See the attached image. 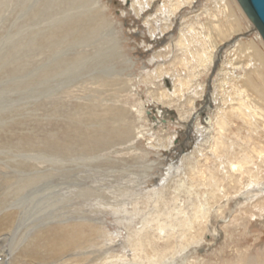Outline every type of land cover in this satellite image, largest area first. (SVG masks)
<instances>
[{
    "label": "rangeland",
    "instance_id": "obj_1",
    "mask_svg": "<svg viewBox=\"0 0 264 264\" xmlns=\"http://www.w3.org/2000/svg\"><path fill=\"white\" fill-rule=\"evenodd\" d=\"M100 1L108 22L98 25L99 31L119 28L121 56L107 65L91 55L109 43V33L89 37L65 29L66 24H75V30L85 26L76 11L92 9L93 1L0 0V264H103L108 259L117 264H264V81L241 56L251 40L264 51L259 32L241 9L236 31L227 25L226 13L219 15L224 33L211 30L210 13L203 9L219 13L218 0H197L190 9L177 5L179 0H155L140 18L131 1ZM161 3L175 13L164 36L154 40L147 20L164 18ZM179 28L188 37L207 39L204 46L212 54L207 68L196 67L194 46L180 54ZM170 35L173 40L165 41ZM86 37L96 47L79 52ZM161 74L181 84L175 95L159 81ZM223 84L228 96L220 103ZM224 113L222 130L218 121ZM230 161L242 162L232 177L223 173ZM29 175L38 178L30 181ZM183 180L192 192L182 189L176 196ZM73 186L92 192L69 202L57 195ZM155 192L164 193L161 200ZM69 203L86 214L68 213ZM204 203L210 214L193 222L192 235L183 221L178 223L177 211ZM155 210L169 211L160 219L174 231L154 238V226H147L139 245L128 222L138 227ZM86 215L98 220L79 222Z\"/></svg>",
    "mask_w": 264,
    "mask_h": 264
},
{
    "label": "bare ground",
    "instance_id": "obj_2",
    "mask_svg": "<svg viewBox=\"0 0 264 264\" xmlns=\"http://www.w3.org/2000/svg\"><path fill=\"white\" fill-rule=\"evenodd\" d=\"M72 1V0H71ZM88 1H90V0H88ZM93 1V3L94 4H92L93 5V8L92 9H90V10H88V11H76V15L77 16H79V18H81V21H82V17H83V25H84V23H85V26H81L80 25V29L78 30H75V29H72L71 27H73L74 25L73 24H66V26H65V29L70 33V35L72 34V32L73 31H75V32H78V34H80L79 32H81V34L82 33H86L85 34V36H89V35H91V34H93V33H96V34H100V33H103V35H105L104 33H109L111 36H112V38L109 40V43L108 44H105V43H103L102 45H103V47H100L99 48V50L97 51V52H95L93 55H91V57L93 58V60L95 61V60H97V62L98 63H100V64H103V65H107V63L106 62H109L108 60H111L112 61V58H114V57H117V56H121L119 53H118V51L121 49L120 48V46H119V43H118V40L120 39L119 38V36H118V34H119V28H118V26H117V24H116V27L114 26V28H110V30L109 31H106V30H104L103 31V29H102V31H99V26L98 25H100V27L103 25V23L105 22V21H107V19L104 17V12L105 11H103L102 9V3H101V1L100 0H91V2ZM124 2L125 1H128L127 3H129V1H131L130 2V7H131V11L133 12V14L134 15H136V17H142L143 16V14L149 9V7H151L152 6V4H154V2H156L155 0H123ZM194 1H197V0H179V2L177 3V5H184V6H188L189 7V9L192 7V4L194 3ZM234 1V0H233ZM232 1V2H233ZM236 1V2H235ZM234 2L235 3H231L229 0H218V4L216 5L217 6V10L219 11V13L216 11L215 13L212 11H210V10H208L207 8H204L203 9V12H204V14H206L207 16H209V14L208 13H210V21L211 22H208V25H210V24H213V25H211L210 26V28H211V30H213V31H216L217 33H218V31H221V33L223 32L224 33V31H223V29L224 28H222V27H225L224 25H222L221 26V22H220V16L219 15H221V14H223V13H226L227 15H228V17H229V19H226V21H227V25L229 24L230 25V27H233L232 28V30L233 31H236L240 26V21L238 20V18L236 17V10H240V11H242L243 12V10H242V8H241V6H240V4H239V2L237 1V0H235ZM74 2H75V0H74ZM76 2H78V1H76ZM75 2V3H76ZM213 2H215V1H213ZM162 3H164V2H162ZM161 3V7H160V9L162 8V12L164 13L165 12V16H164V18L163 19H160V18H154V19H152V21L151 20H147V23H148V31H149V34H150V38L151 39H156V40H158L159 38H161V35H163V33L166 31V30H168L169 29V27H170V21L172 20H170L169 19V17L171 16V14L172 15H174V10L172 11H168V10H163V7H164V4H162ZM170 4V3H169ZM234 5L235 6V8L232 6V5ZM236 4V5H235ZM238 4V5H237ZM129 5V4H128ZM215 5V4H214ZM74 6V5H73ZM204 6H205V4H204ZM128 7V6H127ZM170 7V6H169ZM182 7V6H181ZM211 8V7H210ZM79 9V8H78ZM187 9V8H186ZM193 9V8H192ZM212 9V8H211ZM188 10V9H187ZM215 10V9H214ZM162 12H161V14H162ZM125 13V12H124ZM177 13V12H176ZM243 14L245 15V13L243 12ZM69 15V14H68ZM183 15V14H182ZM226 15V16H227ZM70 16H72V15H70ZM246 16V15H245ZM95 17V18H94ZM150 17V16H149ZM225 17V16H224ZM223 17V18H224ZM234 17V18H233ZM95 19V21L94 22H96L95 23V28H91V27H89V22L90 21H92V23H93V20L92 19ZM171 18V17H170ZM117 19V18H116ZM119 20V19H118ZM77 21V20H76ZM79 21V23H77L78 25L81 23V21H80V19L78 20ZM202 21H203V19L201 20V24H202ZM108 22V21H107ZM156 22V23H155ZM69 23V22H68ZM120 23V22H119ZM76 24V25H77ZM140 24V23H139ZM183 24V23H182ZM223 24V23H222ZM226 25V26H227ZM97 26V27H96ZM121 26V25H120ZM180 26H181V24H180ZM193 26V25H192ZM192 26H191V28H192ZM143 27V26H142ZM147 27V26H146ZM93 29V30H92ZM147 29V28H146ZM95 30H97V32L95 31ZM192 30H193V28H192ZM205 30H207V28L205 29ZM227 29H225V31H226ZM231 30V31H232ZM55 31V30H54ZM66 31V32H67ZM91 31V33H89ZM187 31V30H186ZM65 32V33H66ZM179 37L176 39V46L179 48V50H180V54H182V53H185L186 51H189L190 52V47H191V45L192 46H194L193 47V51L191 52V53H193V57L195 58V63H196V67H200V68H202V66L204 67V68H207L208 67V65H209V61H210V59H211V53H210V51H209V48L207 47V46H204V43H205V41L207 40V39H204L203 41H200V40H196V38H195V36H194V34H191V37H188L187 36V33L185 34V33H183V30H182V28H179ZM89 33V34H88ZM190 33H191V30H190ZM207 35L208 36H210V34H212V32H209V31H207ZM214 33V32H213ZM220 33V32H219ZM157 34H159L158 36H157ZM228 34V33H227ZM68 35V34H67ZM67 35L65 36V37H63V35H62V37L63 38H66L67 37ZM94 36V35H93ZM145 36V35H144ZM164 36V35H163ZM172 35H170L169 37H165L164 38V40L165 41H167L168 40V38H170ZM203 36H204V34H203ZM202 36V37H203ZM221 36V35H220ZM90 37V36H89ZM104 37V36H103ZM123 37V36H122ZM174 37V36H173ZM51 38V37H50ZM54 38H55V36H54ZM99 38L100 37H98L97 39L99 40ZM213 38V37H212ZM226 38V35L224 34V35H222V38L220 39V40H224ZM101 39V38H100ZM163 39V38H162ZM170 39H172V38H170ZM201 39V38H200ZM55 40V39H54ZM173 40V39H172ZM209 40V39H208ZM120 41H122V40H120ZM198 41V42H197ZM214 41V40H213ZM52 42V41H51ZM93 42V41H92ZM94 42H96V41H94ZM105 42H106V40H105ZM108 42V41H107ZM208 42V41H207ZM172 43V42H171ZM213 43V42H212ZM58 44V43H57ZM78 44V43H77ZM215 44V43H214ZM238 44V43H237ZM251 44V45H250ZM249 44V47H247V50L248 51H246V53H244L243 55H241L242 57H244V56H246L247 57V59L249 60L248 62L249 63H251V64H249L250 66H251V68H250V70H254L253 71V73L255 72V73H259V75H261V78H262V80L264 81V51H262L261 50V48L259 47V46H257V45H255V43H253V40H251V43ZM55 45V44H54ZM104 45H105V47H104ZM209 45V44H208ZM247 45V44H246ZM77 46V45H76ZM75 46V47H76ZM79 47H83V49L81 50V51H79V52H83L84 53V51L86 50V47H88V46H92V44L90 45L89 44V42H88V37H86L85 38V43H79V45H78ZM95 47H96V45H94ZM94 46H92V47H94ZM174 46V45H173ZM214 46V45H213ZM242 46L241 45H239V49H238V52L240 53V51L239 50H241L242 48H241ZM104 48V49H103ZM165 48V47H164ZM237 49V48H236ZM88 50V49H87ZM168 50V49H167ZM163 51V50H162ZM80 54V53H79ZM82 54V53H81ZM211 54V55H210ZM183 57H185L184 55H182ZM192 56V55H191ZM84 58H86L85 56H83ZM100 57H102V59H99ZM152 57H154V56H152ZM242 57H241V59H242ZM124 58V57H123ZM120 59V58H119ZM238 59V58H237ZM156 60V59H155ZM122 61V60H121ZM150 61V60H149ZM81 62V61H80ZM132 62V61H131ZM134 62V61H133ZM152 62H154V59L152 60ZM71 63H73V62H70V64L69 65H72ZM211 63V62H210ZM231 63V62H230ZM149 64V63H148ZM68 65V64H67ZM99 65V64H98ZM151 65V64H150ZM254 66V67H253ZM113 69H114V64H113ZM128 67H130V66H128ZM127 67V68H128ZM161 67V66H160ZM126 68V69H127ZM157 68V67H156ZM165 68V67H164ZM231 68H232V70H233V66H232V64H231ZM102 69V68H101ZM194 69V68H193ZM192 69V70H193ZM64 70V69H63ZM104 70V69H103ZM117 70V69H116ZM169 70H171V69H169ZM108 71V70H107ZM164 71H165V69H164ZM175 71V70H174ZM180 71V70H179ZM231 71V70H230ZM229 71V72H230ZM113 72H114V70H112L110 73H108V72H105L104 73V76H103V78L104 77H107V75H112L113 74ZM169 72V71H168ZM250 72V73H249ZM248 73L249 74H251V71H249ZM100 73V72H99ZM126 73V72H125ZM178 73V72H177ZM193 73H195L194 71H193ZM233 73V72H232ZM97 74V73H96ZM179 74V73H178ZM247 74V73H246ZM192 75V74H191ZM234 75V74H233ZM235 75H237V74H235ZM113 76H115L114 78H112V80H117L116 79V75L114 74ZM129 76V75H128ZM142 76V75H141ZM159 76V75H158ZM165 76V77H164ZM183 76V75H182ZM186 76V75H185ZM242 76V75H241ZM110 77H112V76H110ZM187 77V76H186ZM126 78V77H125ZM131 78V77H130ZM130 78H127V80H130ZM150 78V77H149ZM161 78H162V80H164L165 82H166V84H167V86L169 87V85L171 86V87H173V90H172V94H174V92H175V89H177V88H180L181 87V84L180 83H175V77H172V76H170V75H167V74H161L160 75V79H159V81H161ZM182 78V77H181ZM258 78V77H257ZM131 80H133V79H131ZM239 80V79H238ZM106 82V81H105ZM109 82V81H108ZM192 82V81H191ZM260 82V81H259ZM220 86H221V84H220ZM242 86V85H241ZM262 86V85H261ZM184 87H185V85H184ZM192 87V86H191ZM222 87H223V89H222V94H223V96H222V98L220 99V103L221 102H223L224 103V100H227V97L226 96H228L227 95V92L225 91V87H224V84L222 85ZM255 87V86H254ZM257 87H258V85H257ZM256 87V88H257ZM187 88V87H186ZM203 88V87H202ZM259 88H261V87H259ZM128 88H125V90H127ZM258 89V88H257ZM188 90V89H187ZM252 90V89H251ZM163 91V90H162ZM201 91V90H200ZM221 91V90H220ZM259 91H260V89H259ZM262 91V90H261ZM178 92H180V91H178ZM196 92V90L195 91H190V95L192 96V94H194ZM257 92V91H256ZM162 94L164 95V97L163 98H165V96H167V95H165V92H162ZM177 94H179V93H177ZM159 95H160V92H159ZM175 95V94H174ZM173 95V96H174ZM261 95V94H260ZM171 96V95H170ZM179 96L180 97H183V96H185V94H179ZM238 99L241 101L242 100V91H238ZM189 97V96H188ZM193 97V96H192ZM191 97H189V99H190ZM161 99V98H160ZM167 99H169L168 97H167ZM167 99H166V101H167ZM172 99V98H171ZM174 99V98H173ZM193 101V100H192ZM219 101V100H218ZM227 102V101H226ZM228 102H229V100H228ZM189 103V102H188ZM178 104V103H177ZM142 106V105H141ZM226 106H227V104H226ZM128 107V106H127ZM225 107V106H224ZM219 108V107H218ZM128 109V108H127ZM178 109V108H177ZM224 109V108H223ZM184 111H186V109L184 110ZM220 111V110H219ZM182 116V115H181ZM223 117H222V119H220V121H218V125H219V127L223 130L224 129V127H225V124H226V121H227V115L224 113V115H222ZM219 118V117H218ZM209 119V118H208ZM207 119V120H208ZM211 119V118H210ZM208 122H210V120H208ZM212 123H213V121H212ZM199 126V125H198ZM204 126V125H203ZM204 129V128H203ZM202 129V130H203ZM205 132H206V130H204ZM210 131V130H209ZM139 134V133H138ZM206 135V134H205ZM199 136V135H198ZM201 136H204V135H201ZM200 138V137H199ZM209 138V137H208ZM212 138V137H211ZM138 139V138H137ZM198 139V138H197ZM203 139V138H202ZM206 139V138H205ZM210 139V138H209ZM213 139V138H212ZM216 140V139H215ZM226 140H228V139H226ZM139 141V140H138ZM217 142H218V139L216 140ZM239 141H241V140H239ZM208 142V141H207ZM237 142V141H236ZM95 143V142H94ZM97 143V142H96ZM99 143H100V141H99ZM98 143V144H99ZM225 143V142H224ZM237 143H239V142H237ZM236 143V144H237ZM241 143V142H240ZM208 144V143H207ZM220 144V143H219ZM227 144V143H226ZM231 144H233L232 143V141H231ZM92 145V144H91ZM206 145V144H205ZM225 145V144H224ZM230 145V144H229ZM241 145V144H240ZM239 145V146H240ZM202 146V145H201ZM133 146H129L128 148H132ZM242 147V146H241ZM197 148V147H196ZM209 148V147H208ZM217 148V147H216ZM240 148V147H239ZM198 149H200V148H198ZM234 149V148H233ZM242 149V148H241ZM97 150V149H96ZM201 150V149H200ZM95 151V150H94ZM231 151V150H230ZM116 153H118V152H116ZM120 154V153H119ZM201 154V153H200ZM227 154V153H226ZM235 155V154H234ZM234 155H233V158H234ZM232 156V155H231ZM238 156V155H237ZM194 156H192V158H193ZM228 157V155H226V157L225 158H227ZM102 157H100V159H101ZM55 159H57V158H54L53 157V160H55ZM63 160V159H62ZM62 160H61V162H62ZM70 160V159H69ZM228 160V159H227ZM230 160H232V159H230ZM235 160V159H234ZM57 161H58V159H57ZM221 161V160H220ZM64 162V161H63ZM152 162V161H151ZM58 163V162H57ZM60 163V162H59ZM58 163V164H59ZM76 164V163H75ZM79 164V163H78ZM225 164V163H224ZM224 164H222V165H224ZM226 164H228V163H226ZM67 165V164H66ZM80 165V164H79ZM192 165V164H191ZM62 166H63V164H62ZM195 166V165H194ZM220 166H221V163H220ZM219 166V167H220ZM191 167V166H190ZM53 168V167H52ZM51 169V168H50ZM49 169V170H50ZM56 169V168H55ZM192 169V168H191ZM25 170V169H24ZM58 170V169H57ZM195 170V169H194ZM223 173L224 174H229L228 176H230V177H232L233 175H235V173L236 172H238V171H241L242 170V162L241 161H230V163L227 165V166H224V168H223ZM46 171H47V169H46ZM73 172V171H72ZM110 172V171H109ZM24 173V172H23ZM38 173V172H37ZM51 173V172H50ZM53 173V172H52ZM74 173V172H73ZM47 174V173H46ZM48 175V174H47ZM29 176H31V178L29 179L30 181H33L34 179H36V178H38V177H36V176H33V175H29ZM43 177V176H42ZM48 177V176H47ZM82 177V176H81ZM41 178V177H40ZM98 178V177H97ZM233 178H235V177H233ZM228 179V178H227ZM231 180V179H230ZM240 180V179H239ZM117 181V180H116ZM233 181H237V179L235 180H233ZM132 182V181H131ZM138 182V181H137ZM240 183V182H239ZM238 183V184H239ZM186 183H185V181L183 180V181H181L180 182V184L178 183V185L179 186H176L177 188H176V192H175V194H176V196H179V193H180V191L182 190V189H184L186 192H188V193H191L192 192V188H187V186L185 185ZM236 183H234V185H235ZM232 185V184H231ZM234 185H232L233 187H235ZM68 187V186H67ZM78 187V192H77V190L75 189V187L73 186V189H70V190H67L66 192L64 191V192H61V188L60 189H58V190H60L59 192H57L58 194L57 195H59V196H61V197H63V198H65L66 200H68V202L69 201H72L73 199H75L76 197H80V196H83L84 194L87 196V194H88V192H90L89 190H86V189H83V188H81V187H79V186H77ZM155 190V189H154ZM157 190V189H156ZM222 191V190H221ZM52 192V191H51ZM92 192V191H91ZM102 193V192H101ZM221 193H223V192H221ZM241 193V192H240ZM53 194V193H52ZM124 194V193H123ZM143 194V193H142ZM156 196L158 195V199H157V201L160 199H162V196H161V194H164V193H162L161 192V194L160 193H157V192H155L154 193ZM152 195V194H151ZM224 195V194H223ZM53 196V195H52ZM241 198H242V194H240L239 195ZM238 196V197H239ZM149 197H150V195H149ZM154 197V196H153ZM53 198V197H52ZM56 198V197H55ZM54 198V199H55ZM50 199H51V197H50ZM77 199V198H76ZM83 199V198H82ZM190 199H192V198H190ZM78 200H80V199H78ZM92 200V199H91ZM139 200V199H138ZM148 201H149V199H147ZM54 201V200H53ZM18 202V201H17ZM56 202V201H55ZM78 202V201H77ZM80 202V201H79ZM93 202V201H92ZM76 203V202H75ZM94 203V202H93ZM14 204V203H13ZM64 204H67V203H64ZM80 204V203H79ZM82 204V203H81ZM60 205V204H59ZM75 205V204H74ZM57 206V205H56ZM67 206V208H68V213H70V214H76V213H78L79 215H82L83 213H85L86 214V211L87 210H84V209H82V208H79V209H75L74 208V206L72 205V203H69L68 205H66ZM96 206V205H95ZM104 206V205H103ZM13 207V206H12ZM85 207V206H84ZM87 207V206H86ZM101 207V206H100ZM105 207V206H104ZM25 207H23V209H24ZM66 208V207H65ZM97 208V207H96ZM99 208V207H98ZM52 209V208H51ZM114 209V208H113ZM156 209V208H155ZM24 210H26V208L24 209ZM153 210H154V208H153ZM106 211V210H105ZM118 211V210H117ZM167 210H165V211H159V210H155V211H153L152 213H149L144 219L143 218H141V219H143L142 220V222H141V225L140 226H138V227H135V223H133V222H131L130 221V223L128 222V226L130 227V228H132V233H133V235L135 236V239L138 241V243H139V245H140V243H141V241H140V239H141V236L146 232L145 230H146V227L147 226H154V228L153 229H155L156 230V235H152V236H154V238L157 236V237H159V238H163L166 234H167V231H174V227L173 226H171L167 221H162L161 222V219H160V216L162 215V213H164V214H167V215H169L170 213H169V211L168 212H166ZM16 212H17V210H16ZM27 212V211H26ZM14 213H15V211H14ZM115 213H116V211H115ZM177 214H178V216H179V222L178 223H180L181 221H183V222H181V224L183 223V225L185 226L184 228H186V230H188L190 233H192V229H194V221H196V219L197 220H199V219H201L202 217H207L209 214H210V210H209V208H208V206H207V203H204L203 205H201L200 206V208H195V207H191V210H185V211H181V210H178L177 211ZM20 215V214H19ZM18 215V216H19ZM23 215V214H22ZM91 215V214H90ZM90 215H86V216H82V217H80V221L79 222H83L84 220H94V221H97L98 220V218L97 217H91ZM94 215H97V214H94ZM16 216V215H15ZM17 216V217H18ZM129 217H130V219H132V217H133V214H130V215H128ZM135 217V216H134ZM144 217V216H143ZM162 217H163V215H162ZM102 218V217H101ZM180 218L181 219H183V220H180ZM21 219V218H20ZM78 219V218H77ZM99 219H100V217H99ZM103 219V218H102ZM110 219V218H109ZM176 219H177V217H176ZM177 219V220H178ZM202 219H204V218H202ZM107 220V219H106ZM14 221V220H13ZM12 221V222H13ZM68 221V220H67ZM111 221V220H110ZM169 221V220H168ZM75 222H77V221H75ZM74 222V223H75ZM79 222H77V223H79ZM92 222V221H91ZM90 222V223H91ZM103 222V221H102ZM20 223V222H19ZM22 223V222H21ZM76 223V224H77ZM101 223V222H100ZM104 223V222H103ZM126 223V222H125ZM17 224H18V222H17ZM86 224H87V222H86ZM107 224V223H106ZM181 224H179V225H181ZM205 224V223H204ZM19 225V224H18ZM70 225V224H69ZM79 225V224H78ZM93 225V224H92ZM105 225V224H104ZM108 225V224H107ZM121 225V224H120ZM146 225V226H145ZM75 226V225H74ZM87 226V225H86ZM96 226H98V225H96ZM119 226V225H118ZM122 226H123V224H122ZM208 226V225H207ZM12 227H14V226H12ZM19 227V226H18ZM82 227V226H81ZM84 227H85V225H84ZM88 227V226H87ZM87 227H86V229H87ZM16 228V227H15ZM14 228V229H15ZM77 228V227H76ZM105 228H106V225H105ZM121 228V227H120ZM126 228V227H125ZM10 229V228H9ZM82 229V228H81ZM102 229V228H101ZM123 229V228H122ZM128 229V228H127ZM84 230V229H83ZM90 230V229H89ZM54 231V230H53ZM77 231V230H76ZM80 231V230H79ZM90 231H92V230H90ZM95 232H96V230H94ZM152 231V230H151ZM66 232H68V231H66ZM70 232H71V230H70ZM93 232V231H92ZM91 232V233H92ZM103 232V231H102ZM130 232V231H129ZM41 233V232H40ZM90 233V234H91ZM177 233V232H176ZM16 234V233H15ZM71 234V233H70ZM69 234V235H70ZM93 234V233H92ZM109 234V233H108ZM85 235V234H84ZM103 235V234H102ZM106 235H107V233H106ZM105 235V236H106ZM192 235H193V233H192ZM185 236V235H184ZM95 237V236H94ZM98 237V236H97ZM109 237V236H108ZM106 238V237H105ZM166 238V237H165ZM46 239V238H45ZM65 239V238H64ZM84 239V238H83ZM13 240V239H12ZM14 240H15V238H14ZM51 240V239H50ZM72 240V239H71ZM88 240V239H87ZM46 242V241H45ZM70 242V241H69ZM72 242V241H71ZM75 242V241H74ZM78 242V241H77ZM11 243H12V241H11ZM50 244H51V242H50ZM56 244V243H55ZM64 244H66V243H64ZM69 244V243H68ZM67 244V245H68ZM72 244V243H71ZM28 245H30V244H28ZM57 245V244H56ZM104 245H108V243H106V241L104 242ZM62 246V245H61ZM66 246V245H65ZM48 247V246H47ZM71 247V246H70ZM41 248V247H40ZM45 248V247H44ZM51 248V247H50ZM195 248V247H194ZM69 249H71V248H69ZM46 250V249H45ZM177 250V249H176ZM54 253V252H53ZM172 253V252H171ZM84 259H78V261H80V262H82ZM77 261V262H78ZM116 261H117V259H114V260H106V261H104L103 262V264H117L116 263ZM159 261L160 260H153V263L154 264H158L159 263ZM118 262V261H117ZM197 262V261H196ZM102 263V262H101ZM125 264H134L133 262H130V261H128L127 263H125ZM187 264V263H186ZM197 264V263H196ZM261 264V263H260Z\"/></svg>",
    "mask_w": 264,
    "mask_h": 264
},
{
    "label": "water",
    "instance_id": "obj_3",
    "mask_svg": "<svg viewBox=\"0 0 264 264\" xmlns=\"http://www.w3.org/2000/svg\"><path fill=\"white\" fill-rule=\"evenodd\" d=\"M264 41V0H237Z\"/></svg>",
    "mask_w": 264,
    "mask_h": 264
}]
</instances>
